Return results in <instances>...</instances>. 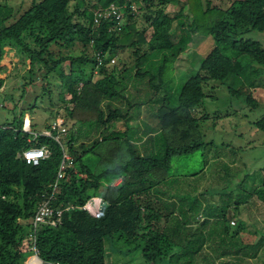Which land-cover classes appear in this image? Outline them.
<instances>
[{"label":"trees","instance_id":"1","mask_svg":"<svg viewBox=\"0 0 264 264\" xmlns=\"http://www.w3.org/2000/svg\"><path fill=\"white\" fill-rule=\"evenodd\" d=\"M134 2L136 11L129 0H30L18 12L9 0L0 1V61L6 47L14 49L29 60L21 87L36 71L43 70L45 80L29 107L15 111L18 99L12 98L11 106L0 103L1 110L12 111L10 120L4 122L5 115L0 122V264H26L34 250L41 264H108L111 252L132 248H140L146 264H218V259L220 264H244L263 246V230L255 229L257 235L248 240L242 231L251 198L256 195L264 207V178L247 189L241 181L235 188L204 189L193 197L181 191V184L197 172H164L173 157L210 143L199 133L205 116L194 113L210 96V80L224 84L230 98L257 107L253 92L264 46L245 34L264 32V0H228L226 6L213 0ZM111 3L121 10L119 26L110 16L95 20L94 11ZM195 34L200 39L209 35L213 46L171 103L168 66ZM123 50L129 51L131 63L120 57L115 63ZM4 80L0 77V91ZM49 84L57 90L54 111ZM44 96L53 118L44 119V128L58 114L71 121L58 141L40 133L33 119L30 129L37 135L22 130L24 114ZM142 108L155 125L141 120L139 134L130 121ZM253 125L264 131V115ZM34 146L48 150L37 164L18 156ZM64 152L70 163L57 177ZM219 154L214 160L227 169ZM86 155L96 157L98 167L86 162ZM116 177L120 182L111 184ZM213 193L217 201L210 202L206 195ZM94 196L101 198L98 216L81 207ZM42 199L63 209L60 222L33 228L28 219Z\"/></svg>","mask_w":264,"mask_h":264},{"label":"rangeland","instance_id":"2","mask_svg":"<svg viewBox=\"0 0 264 264\" xmlns=\"http://www.w3.org/2000/svg\"><path fill=\"white\" fill-rule=\"evenodd\" d=\"M9 1L14 7H18V12L27 7L30 2V0ZM213 1L214 3L220 2L223 6L229 3L228 0ZM171 10H173V7ZM149 32L148 30L147 36ZM176 34H178L177 31ZM195 35L188 49L168 66L166 77L171 79L173 86L171 103H175V97L182 83L186 78L197 72L202 56L213 46V41L209 35L203 36L204 39H200L199 35ZM245 36L259 40L264 46V32L252 30ZM74 51L77 52V48ZM119 57L127 63H131L133 59L127 50L117 52L115 63L118 62ZM28 66V59H23L14 49L6 47L0 61V77L5 78L0 91V103L4 102L7 106H11V98L13 101L18 99L15 111H18L21 106L29 107L35 96L40 94L41 86L45 83L43 70L41 72L36 71L31 74V81L25 87H21L22 80L20 78L26 72ZM258 67L260 68V75L257 78V87L253 92L258 100V105L255 108H249L243 98H230L224 84L214 80L208 82L206 91H210V96L205 97L204 104L196 108L194 113L197 116H205L199 120V133L204 142L210 143L206 144L204 150L199 149L192 154L173 157L169 169L164 172L168 175L197 172L196 176L192 175L185 178V181L181 184L182 192L187 191L194 197L200 190L204 189L212 191L210 188L223 186H225V189L235 188L237 183L241 181L247 189L253 186L254 183H258L261 178H264V131L253 125L255 120L264 115V65ZM63 68L65 71L68 70L66 63L63 64ZM210 87L214 90H210ZM49 88L55 101V105L50 106L51 110L54 111L59 106L55 100L57 90L54 84H49ZM143 92L144 89H140L139 93L143 94ZM65 96L68 97V94H65ZM48 105L46 96L42 99L38 98V107L26 112L23 121L26 119L25 117H28L36 122L38 130L43 129L44 119H53L49 117ZM2 110L6 113L4 122L10 120L12 111L7 107ZM143 119L151 125H155L154 118L142 108L138 118L130 121V123L138 125L139 134L142 129L140 121ZM66 125L69 127L71 121L67 120ZM218 153H220L219 161L227 164V169L223 168L218 160H214L217 157L214 158L213 156ZM84 160L93 168L98 167L97 164L99 163L96 157L86 155ZM103 182L106 183V181ZM118 182H120V177L113 179L111 184ZM206 196L210 202H215L218 194L213 193ZM251 200L252 202L249 203L246 213L243 215L245 223L242 232L245 240L252 239L257 235L255 229L264 231V207L256 195ZM232 220L236 219L233 218ZM107 252L110 253L108 248ZM32 255H34V252L26 259L29 264H33L30 260ZM108 258V264H146L141 256L140 248H132L127 252H111L110 257L107 255V261ZM219 261V259L216 260L218 264H220ZM244 264H264V244L257 256L245 259Z\"/></svg>","mask_w":264,"mask_h":264},{"label":"built area","instance_id":"3","mask_svg":"<svg viewBox=\"0 0 264 264\" xmlns=\"http://www.w3.org/2000/svg\"><path fill=\"white\" fill-rule=\"evenodd\" d=\"M131 2V7L134 11H136V3L134 0H129ZM95 14V20H97L99 17H113L117 20L118 26L120 25V22L122 20V14L119 6L117 4L111 3L107 8L102 10H96L94 11ZM98 63H101L102 57L99 55V53L96 54ZM111 62H114V58H110ZM79 86H81V83H79ZM56 130L55 133H52V130ZM22 130L31 131L30 129V123L26 119L23 121ZM67 131V125L62 116H57L53 123L51 124L50 128H43L40 133L45 135H51L55 140H59V137L61 134H65ZM33 134V137L37 135L38 132L31 131ZM48 154V150L45 146H34V147H28L20 152H18V156H20L26 163L31 164H37L40 159L44 158ZM64 160L61 162L57 177H61L63 175V169L66 164L70 163V157L68 153L64 152ZM100 203L101 198L98 196L91 197L85 204H83L81 207L87 210L92 216H98L100 213ZM62 208H53L49 202L48 199H42L40 203L37 205L36 210L31 218L28 219V221L32 224L33 228L37 227L40 223H49L51 225H57L58 222H60V217L62 214ZM231 223L234 222V220L230 221ZM30 236L32 235L29 233ZM34 255H36L34 250ZM26 264H29V262H26Z\"/></svg>","mask_w":264,"mask_h":264},{"label":"bare ground","instance_id":"4","mask_svg":"<svg viewBox=\"0 0 264 264\" xmlns=\"http://www.w3.org/2000/svg\"><path fill=\"white\" fill-rule=\"evenodd\" d=\"M26 120L28 121L27 118ZM30 260L32 261L33 264H41V260L36 255H32Z\"/></svg>","mask_w":264,"mask_h":264},{"label":"water","instance_id":"5","mask_svg":"<svg viewBox=\"0 0 264 264\" xmlns=\"http://www.w3.org/2000/svg\"><path fill=\"white\" fill-rule=\"evenodd\" d=\"M4 111L3 110H0V120H3L4 119Z\"/></svg>","mask_w":264,"mask_h":264},{"label":"crops","instance_id":"6","mask_svg":"<svg viewBox=\"0 0 264 264\" xmlns=\"http://www.w3.org/2000/svg\"><path fill=\"white\" fill-rule=\"evenodd\" d=\"M5 57H7V55H5ZM4 113H5V112H4ZM5 114H6V113H5ZM5 114H4V117H5ZM30 255H31V254H30ZM30 255H29V256H30ZM29 256H27V258H28ZM109 257H110V255H109ZM27 258H26V259H27ZM25 263H26V260H25Z\"/></svg>","mask_w":264,"mask_h":264},{"label":"clouds","instance_id":"7","mask_svg":"<svg viewBox=\"0 0 264 264\" xmlns=\"http://www.w3.org/2000/svg\"><path fill=\"white\" fill-rule=\"evenodd\" d=\"M1 106V105H0ZM1 110V109H0ZM25 118H28V117H25ZM28 121H29V123H30V119L28 118ZM36 256H37V254H36ZM38 257V256H37ZM39 258V257H38Z\"/></svg>","mask_w":264,"mask_h":264}]
</instances>
